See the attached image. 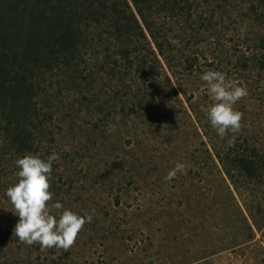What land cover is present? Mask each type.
Listing matches in <instances>:
<instances>
[{"label": "rangeland", "instance_id": "1", "mask_svg": "<svg viewBox=\"0 0 264 264\" xmlns=\"http://www.w3.org/2000/svg\"><path fill=\"white\" fill-rule=\"evenodd\" d=\"M165 30L169 60L152 56L160 76L147 82L135 69L118 80L103 53L49 72L32 151L18 152L0 124V264H264V182L237 188L222 163L264 151V4L201 0ZM208 70L248 90L234 105L238 133L221 138L207 119ZM53 152L49 205L93 214L67 250L20 242L5 195L17 158ZM178 162L184 172L167 181Z\"/></svg>", "mask_w": 264, "mask_h": 264}, {"label": "trees", "instance_id": "2", "mask_svg": "<svg viewBox=\"0 0 264 264\" xmlns=\"http://www.w3.org/2000/svg\"><path fill=\"white\" fill-rule=\"evenodd\" d=\"M200 1L0 0V124L14 148L21 153L34 149L35 105L49 72L77 66L87 52L103 53L111 62L106 69L120 74L121 81L134 69L143 82L160 76L151 61L152 56L159 61V55L169 60L167 18H193ZM222 163L237 188L243 180L264 182L262 150L236 153Z\"/></svg>", "mask_w": 264, "mask_h": 264}, {"label": "clouds", "instance_id": "3", "mask_svg": "<svg viewBox=\"0 0 264 264\" xmlns=\"http://www.w3.org/2000/svg\"><path fill=\"white\" fill-rule=\"evenodd\" d=\"M200 79L208 85L212 103L206 115L217 135L223 138L228 132H240L242 113L234 105L248 96L247 88L233 85L224 73L214 70L203 72ZM59 159V154L55 152L46 158L32 153L17 158L15 165L18 180L5 192L13 206L11 212L19 217L14 228L16 237L29 246L38 243L41 250L69 249L75 243L79 231L93 219L91 212H74L65 208L60 201L49 205L54 197L50 191L52 165ZM185 168L184 163H176L165 179L170 182L178 173H183Z\"/></svg>", "mask_w": 264, "mask_h": 264}]
</instances>
